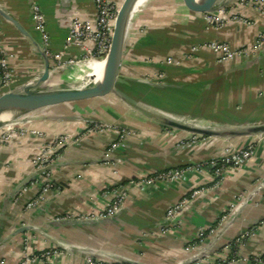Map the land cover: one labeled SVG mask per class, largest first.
I'll return each mask as SVG.
<instances>
[{
  "label": "crops",
  "instance_id": "0c3cea01",
  "mask_svg": "<svg viewBox=\"0 0 264 264\" xmlns=\"http://www.w3.org/2000/svg\"><path fill=\"white\" fill-rule=\"evenodd\" d=\"M113 1L119 5L122 0ZM226 1L222 20L209 24L176 0H144L131 15L119 74L136 108L115 99L110 105L106 96L42 109L22 124L27 134L0 143V264H22L25 248L29 254L56 252L47 264H83L87 256L105 263L216 264L230 257L232 242L244 232L249 236L241 254L264 256V134L203 136L192 145L191 134L155 119L223 130L264 124V39L256 47L264 34V12L238 0ZM32 3L40 7L51 52L63 51V61L80 57L78 48L64 49V39L73 20L95 21L93 0H0L1 8L41 45L31 22ZM212 42L244 54L219 61V53L207 47ZM0 43L12 70L11 88L38 76L43 68L40 56L1 17ZM90 63L95 62L64 72L53 69L46 84L72 82V73ZM91 124L109 129L86 133ZM62 136L69 140L59 150L56 165L2 206L8 192L35 172L33 161L43 147ZM115 142L118 146L111 149ZM249 144L256 147L254 156L219 184L198 168L227 149ZM175 168L187 172L172 182L126 187L129 180ZM46 181L52 188L44 193L42 204L26 208ZM121 187L127 198L108 223L52 226L57 220L95 219ZM195 190L201 192L192 197ZM182 200L186 202L180 214L167 219L166 211ZM22 227L27 230L18 232ZM199 229L207 236L196 242ZM190 244L193 248L185 251Z\"/></svg>",
  "mask_w": 264,
  "mask_h": 264
},
{
  "label": "built area",
  "instance_id": "2783aa9c",
  "mask_svg": "<svg viewBox=\"0 0 264 264\" xmlns=\"http://www.w3.org/2000/svg\"><path fill=\"white\" fill-rule=\"evenodd\" d=\"M243 5H250L259 12H264V0H238ZM95 8L94 22L78 21L73 20L70 30L64 39V49L68 47H76L80 50V57L68 59L63 61V51L60 53H53L49 49V36L46 31V24L41 13L38 3H32L31 5V22H33L34 30L39 36L41 46L44 50L48 60H51L53 69L55 70H66L69 67L79 65L82 62L96 61L102 62L106 56L110 47V36L113 31L114 18L118 9V5L113 0H93ZM224 14V8L214 11L211 13L203 14L207 23L220 22L222 15ZM264 34L258 36L259 42L256 47H261ZM207 47L216 53H219L218 60H228L233 58L235 55H243L242 49L231 51L226 44L218 42H212ZM7 52L0 43V89L10 88L12 82V70L7 63ZM86 133H104L108 130V126L99 124L87 125ZM27 134V130L22 124L9 126L0 129V143L8 142L12 138L18 137L19 135ZM35 134V133H32ZM191 144L199 142L203 138L201 135L192 134ZM119 141L125 137V134L119 136ZM68 138L65 136L59 137L54 140L52 144H49L40 151L39 155L34 159L33 166L35 171L41 170L42 168L56 164L59 161V150L61 147L68 142ZM118 142L113 143L110 148L114 149L118 146ZM256 147L253 144L247 146L227 149L225 153L220 157H215L202 161L198 164V168L211 173L216 183H221L224 177L230 170H237L245 161L252 158L255 154ZM186 169L175 168L167 171L154 172L143 178L142 180H129L126 187L128 186H139V185H150L156 182L167 181L172 182L174 180L182 178ZM52 188L50 181L44 182L41 187L38 196L30 201L26 208H36L42 204L45 199L44 193ZM200 190H195L192 197L199 194ZM127 198L125 187H121L114 199L107 205L103 206L100 212H97L93 218H107L114 216ZM186 200H182L177 204L173 205L172 208L166 211V218L171 219L173 216L180 214V209ZM219 223V222H218ZM217 226V225H216ZM213 227L209 232H213L216 228ZM204 229H199L196 233V242L203 241L207 235ZM249 236L248 232L241 233L233 242V252L229 258L220 260L216 264H264V256H246L241 254V247L244 241ZM25 241L30 240L29 236H24ZM195 244V243H194ZM193 248V245H189L185 248V251H189ZM56 252L52 250H44L43 252L36 254H29L25 248L22 254V264H47L49 258L55 255ZM83 264H123L120 262H109L105 263L100 260L93 259L87 256Z\"/></svg>",
  "mask_w": 264,
  "mask_h": 264
},
{
  "label": "water",
  "instance_id": "95a60500",
  "mask_svg": "<svg viewBox=\"0 0 264 264\" xmlns=\"http://www.w3.org/2000/svg\"><path fill=\"white\" fill-rule=\"evenodd\" d=\"M137 0H122L118 5V9L114 18L113 31L110 36V47L101 63L104 64L101 77L95 80L92 76H87L88 80L84 81L80 87H68L61 84V87H50L46 83L49 81L53 70L47 56L44 53L42 46L36 43L21 25L13 20L0 6V17L11 23L18 31L28 40L33 46L36 53L42 60L43 68L38 76L23 85L16 88L0 89V127L7 125H18L29 121V115L38 112L42 109L56 108L66 104L82 103L87 100L105 98L106 96H115L120 102L136 108V103L132 97L124 92L123 86L127 82L122 81L119 77L122 67V59L126 47V34L131 21V12ZM177 4L186 12L203 15L218 11L224 8L228 1L226 0H176ZM72 24V23H71ZM56 71V70H55ZM60 72H64L61 69ZM137 83L146 86H154L151 82L136 80ZM161 86V85H155ZM156 121L166 127H172L177 130L197 134L208 137H224L233 138L244 135H259L264 134V124L244 127V129L223 130V129H208L197 125H190L179 122L172 118L156 117ZM56 164H52L33 172L31 175L20 181L14 188L8 192L2 202V206H6L11 202L21 190L35 181L41 174L52 169ZM117 215L107 218H95L91 220L76 221L72 219L57 220L52 223V226L57 227H86L97 226L108 223ZM27 230L22 227L18 232ZM127 264H139L134 261H126ZM240 264V263H238Z\"/></svg>",
  "mask_w": 264,
  "mask_h": 264
},
{
  "label": "bare ground",
  "instance_id": "6f19581e",
  "mask_svg": "<svg viewBox=\"0 0 264 264\" xmlns=\"http://www.w3.org/2000/svg\"><path fill=\"white\" fill-rule=\"evenodd\" d=\"M144 0H137L136 3L134 4L133 8H132V12H135L137 8H139L140 4L143 2ZM89 62H96V61H88V62H82V63H89ZM81 63V64H82ZM80 65V64H79ZM77 66V65H75ZM72 66V67H75ZM104 64L101 62H97V63H90L89 65L86 66H82V68H79L76 72V77L75 79L71 80L72 82L70 83H82V76L86 73H88L89 76H92L95 80H99L101 77V72L103 69ZM68 87H80V86H70V85H65ZM165 113V112H164ZM243 126V125H242Z\"/></svg>",
  "mask_w": 264,
  "mask_h": 264
},
{
  "label": "rangeland",
  "instance_id": "374dc122",
  "mask_svg": "<svg viewBox=\"0 0 264 264\" xmlns=\"http://www.w3.org/2000/svg\"><path fill=\"white\" fill-rule=\"evenodd\" d=\"M49 49H50V51H51V43H50V40H49ZM95 63H97V62H95ZM99 63V62H98ZM76 72H77V70L74 72V73H72V75H71V80H73V79H75V75H76ZM75 74V75H74ZM87 76H89L88 75V73H86V74H84L83 76H82V83H70V82H68V83H62V84H64V85H70V86H82L83 85V83H84V81H87L88 80V78H87ZM61 87V86H60ZM108 98H109V100H107L108 102H109V104L110 105H112V100L113 99H115V100H118L115 96H108ZM9 126H13V125H5V126H2V127H0V129H3V128H6V127H9ZM247 127V126H246ZM242 129H244V128H242ZM241 129V130H242ZM245 136V135H244ZM254 136H256V135H254ZM235 138V137H234Z\"/></svg>",
  "mask_w": 264,
  "mask_h": 264
}]
</instances>
